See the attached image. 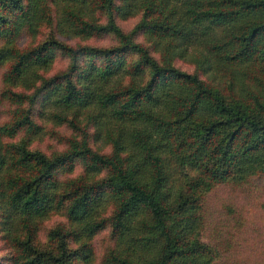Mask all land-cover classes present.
<instances>
[{
    "label": "trees",
    "instance_id": "1",
    "mask_svg": "<svg viewBox=\"0 0 264 264\" xmlns=\"http://www.w3.org/2000/svg\"><path fill=\"white\" fill-rule=\"evenodd\" d=\"M133 17L123 31L119 21ZM43 24L110 43L50 35L18 46ZM57 55L65 68L46 74ZM0 66V97L13 105L0 123L5 264H86L89 239L107 227L113 242L99 264H234L202 239L205 199L219 185L264 179V0H0ZM42 114L79 139L48 156L29 149L24 135L39 131ZM76 161L82 170L70 176ZM52 211L63 221L40 244L38 222Z\"/></svg>",
    "mask_w": 264,
    "mask_h": 264
},
{
    "label": "rangeland",
    "instance_id": "2",
    "mask_svg": "<svg viewBox=\"0 0 264 264\" xmlns=\"http://www.w3.org/2000/svg\"><path fill=\"white\" fill-rule=\"evenodd\" d=\"M136 19V17L129 18L125 21H119L118 24L123 31L129 30L137 21ZM50 35H53L60 43L63 42V44L71 46L89 44L97 47H107L110 43L108 38L80 39L78 37H67L54 33L53 30L43 24L34 35L23 33L17 44L21 48L33 46ZM133 57V55H129L126 60L132 61ZM66 64L65 57L57 55L46 74L61 71ZM175 64L181 70L193 71V65L187 60L178 59ZM3 70V66H0V91L3 89L1 84ZM14 90L28 93L20 87L14 88ZM12 109L13 105L0 97V123L11 117ZM43 112H47V109ZM33 119L40 126V129L36 134L29 135L27 133L24 135V137L30 136L29 149L37 150L48 156L64 150L67 146L66 139L71 137L79 139L78 131H73L67 123L57 122L48 114H42L37 118L34 116ZM83 124V120H79V127ZM21 137H23V133L19 132L12 137H3L2 139L4 144H8L16 143ZM88 143L92 149L98 152L106 153L109 151V145L104 140H89ZM81 170V162H73L68 175L76 176ZM110 210L111 202L108 201L105 202L103 210H100L98 214L101 217H106ZM205 210L207 217L202 235L204 241L220 243L221 246L219 247L223 251L222 253H226L228 261L233 259L234 264H264V179H253L241 185L222 184L215 187L206 194ZM62 221L63 218L58 212L48 213L46 217L38 222L36 240L40 244H44L47 240L48 230ZM112 242L108 227L89 239L88 245L91 254L86 264H99L102 254L112 245ZM11 252L10 243L0 230V264L7 262ZM78 264L84 263L79 262Z\"/></svg>",
    "mask_w": 264,
    "mask_h": 264
}]
</instances>
